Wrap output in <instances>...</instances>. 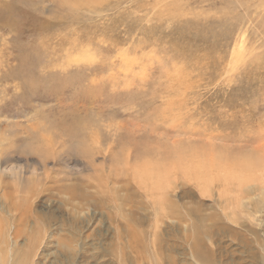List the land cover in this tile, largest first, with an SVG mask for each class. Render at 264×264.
I'll use <instances>...</instances> for the list:
<instances>
[{"label": "rangeland", "instance_id": "1", "mask_svg": "<svg viewBox=\"0 0 264 264\" xmlns=\"http://www.w3.org/2000/svg\"><path fill=\"white\" fill-rule=\"evenodd\" d=\"M263 155L264 0H0V264H264L261 185L184 170Z\"/></svg>", "mask_w": 264, "mask_h": 264}, {"label": "bare ground", "instance_id": "2", "mask_svg": "<svg viewBox=\"0 0 264 264\" xmlns=\"http://www.w3.org/2000/svg\"><path fill=\"white\" fill-rule=\"evenodd\" d=\"M254 1V0H253ZM241 4V3H240ZM253 4V3H252ZM258 4V3H257ZM81 118V117H80ZM76 120V119H75ZM78 122V121H76ZM89 123V122H88ZM86 125V124H85ZM87 128V127H86ZM47 129V128H46ZM82 134V133H81ZM93 134V133H92ZM83 135V134H82ZM89 135V134H88ZM230 135V134H229ZM41 136V135H39ZM86 136V135H85ZM43 137V140H44V143L45 144V149H47V152L46 154L49 156L51 155H54V150L52 149V145H51V141L49 139V137L47 136V134H44V136H41ZM45 137V138H44ZM83 138V137H82ZM40 139V138H39ZM211 140V139H210ZM232 140V139H231ZM38 141V140H37ZM54 142V141H53ZM92 142V141H91ZM94 142V140H93ZM86 143V142H85ZM171 144V143H170ZM211 146V145H210ZM50 147V149H49ZM97 147V146H96ZM189 147V145H188ZM185 148V147H184ZM191 148L192 145H191ZM31 150V149H30ZM198 150V149H197ZM196 150V151H197ZM175 151V150H174ZM195 151V152H196ZM175 153V152H174ZM177 153V152H176ZM45 154V155H46ZM166 154V153H165ZM168 154V153H167ZM181 154V153H180ZM183 154V153H182ZM194 154V153H193ZM172 155V154H170ZM177 155V154H176ZM203 155V154H202ZM201 155V156H202ZM163 156V155H162ZM175 155H173L172 157H174ZM195 156V155H194ZM216 156V155H215ZM261 156V155H260ZM264 156V155H263ZM138 157V156H137ZM178 157V156H177ZM200 157V156H199ZM214 157V156H213ZM1 158V157H0ZM179 158V157H178ZM176 158V159H178ZM192 158V157H191ZM163 159V158H162ZM175 159V158H174ZM202 159V158H201ZM212 159H216V158H212V157H208L206 160H202L200 161L201 163H198V166L197 168H195V165L192 164V167L190 169H187V168H184L185 170V173L189 176H193L194 179H196V176H197V179H200V178H203V183L205 182L206 186L204 187L205 190H210L213 188V184L214 185H219L218 183V180H220L221 182V189L218 191L219 195H226L227 192H228V186L232 185L235 183V185H238L237 186V189L239 192H241V190H243L244 188L247 189V188H252L253 186L252 185H255L257 187L256 184H260L261 185V189H262V192H264V163L262 168L258 171L257 173V170H256V173L253 174V175H248L246 173H243V172H239L237 169L236 171H232L230 168L233 166H227L226 165V162H220L218 160L217 163L220 164V165H214L215 164V160H213L214 163L211 162ZM221 159L223 160V158L221 157ZM230 159V158H229ZM188 160V159H187ZM198 160V159H197ZM196 160V161H197ZM226 160V159H225ZM195 161V160H194ZM227 161V160H226ZM231 161V160H230ZM165 162V161H163ZM179 162V161H178ZM182 162V161H181ZM255 162V161H254ZM176 163V162H175ZM189 163V162H188ZM195 163V162H194ZM177 166V164H176ZM185 166V165H184ZM1 167V166H0ZM146 167V166H145ZM144 167V168H145ZM151 167V166H150ZM244 167V165H243ZM27 168V167H26ZM179 168V167H178ZM235 168H237V166H235ZM30 169V168H29ZM38 169V168H37ZM146 170V168H145ZM153 170V169H152ZM180 170V169H178ZM188 170V172H187ZM16 171V170H15ZM14 171V169L12 168L10 170V172H12V174L14 176H17V173ZM148 172L145 173V175L147 174V176H150L148 179H152L154 174L152 173L151 170H146ZM251 171V170H250ZM253 171V170H252ZM250 173V172H249ZM253 173V172H252ZM144 175V174H143ZM177 175V174H175ZM142 176V175H141ZM140 176V177H141ZM146 177V176H145ZM139 178V177H138ZM173 178V177H171ZM175 178V177H174ZM141 179V178H140ZM196 179V180H197ZM144 180V179H143ZM163 182V181H162ZM252 182L253 184H248ZM257 182V183H256ZM164 184V182H163ZM208 184V185H207ZM204 185V184H203ZM246 185V187H245ZM172 186V184H171ZM199 187V186H198ZM166 187H164L163 185V188H159V185H158V181L156 183V187H155V190H164ZM215 188V187H214ZM154 191V189H152ZM31 195V194H30ZM232 196V194H230ZM233 195L237 196L239 194H236V193H233ZM27 197V196H26ZM237 200V199H236ZM12 202V201H11ZM20 202V201H19ZM163 202V201H162ZM154 203V202H152ZM17 204V203H16ZM28 208V207H27ZM26 208V209H27ZM18 212V211H17ZM20 214H23L25 215V211L23 213H20ZM14 225V228L17 226L15 224ZM1 226V225H0ZM1 237V236H0Z\"/></svg>", "mask_w": 264, "mask_h": 264}]
</instances>
